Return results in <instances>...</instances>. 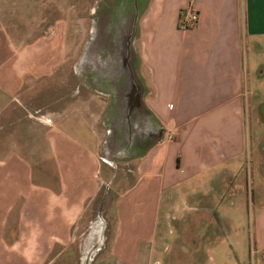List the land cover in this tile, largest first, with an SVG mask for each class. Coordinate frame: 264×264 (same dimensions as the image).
<instances>
[{"label": "crops", "instance_id": "crops-1", "mask_svg": "<svg viewBox=\"0 0 264 264\" xmlns=\"http://www.w3.org/2000/svg\"><path fill=\"white\" fill-rule=\"evenodd\" d=\"M134 10L122 34L142 93L133 123L160 134L133 147L137 178L108 211L115 223L108 253L120 264H141L160 213L197 197L202 186L215 191L230 175L248 190L255 220L264 222V0H139ZM190 10L197 20L183 28ZM24 20L15 14L9 24L0 22V95L10 97L0 109V116L6 113L0 118V264H62L57 257L70 252L75 226L102 186L97 126L108 112L119 127L125 102L116 94L124 95L131 82L124 69L110 82L90 75L86 58L79 73L84 93L75 101L68 96L61 109L38 112L26 96L35 90L33 79L57 76L71 48L56 26L41 34ZM91 77L102 86H88ZM104 94L111 101L98 99ZM119 140L120 129L114 146ZM102 229H94L93 253L102 250ZM259 240L263 249L264 237Z\"/></svg>", "mask_w": 264, "mask_h": 264}, {"label": "rangeland", "instance_id": "rangeland-1", "mask_svg": "<svg viewBox=\"0 0 264 264\" xmlns=\"http://www.w3.org/2000/svg\"><path fill=\"white\" fill-rule=\"evenodd\" d=\"M138 2L139 0H0V11L4 15L1 23L9 24V18L14 21L15 14H21L25 19L24 25L28 28L39 27L42 34L48 27L56 26L70 44L71 60L66 61L65 67L64 64L57 66V76L33 79L35 90L26 95L30 98L28 102L40 108L38 112L47 114L53 109L63 108L70 101L68 96L73 101L79 98L80 92L84 93L83 90L86 89L84 86L80 89L79 77L81 64L86 65V58L90 75L103 74L107 82H110L109 77L112 75H119L123 70L122 55L126 53L122 44L124 23L128 13L131 15L135 11L134 3L138 8ZM113 24L114 28L111 30ZM121 27L123 30L120 34L118 31L112 34L115 28L120 31ZM114 41H118V53L114 51ZM68 70L71 71L70 75L64 72ZM126 82H123L125 86ZM29 84L25 83L26 86H30ZM101 84L93 77L89 78L88 86L96 88L101 87ZM104 87H107V83H104ZM69 91L71 92L67 94ZM116 95L124 101L123 93ZM75 96L77 97L74 99ZM88 96L92 97L90 93ZM95 97L100 96L95 95L93 99ZM9 98L7 95H0V109L9 102ZM98 99L109 102L111 96L104 94ZM106 114L105 122L97 126L102 130L99 149V178L102 186L88 205L86 219L75 226L70 252L66 251L57 257L56 260L62 264H93L96 260L101 264H120L116 255L109 257L108 253L115 224L108 211L111 210L114 199L136 180V162L133 153L125 151L124 141L119 140L117 148L112 143L116 123L107 119ZM2 115L4 119L6 113ZM91 135L89 133L90 139ZM86 146L93 148V142L88 139ZM235 176H228L226 182L215 191L206 190L202 186L197 197L168 208L167 216L160 213L153 237L146 242L149 252L139 255L141 264H260L261 259L264 261V248L257 244L264 237V222L255 220L256 206L246 199L248 190L241 186ZM209 211L211 212L208 214ZM97 214L100 217L98 225H95ZM99 226L103 228L99 231V238L103 239L104 244L100 245L102 250L93 253L94 229ZM144 244L145 242L140 246L142 251L146 250ZM95 248L98 249L99 246ZM54 256L50 254L47 258L53 260Z\"/></svg>", "mask_w": 264, "mask_h": 264}, {"label": "flooded vegetation", "instance_id": "flooded-vegetation-1", "mask_svg": "<svg viewBox=\"0 0 264 264\" xmlns=\"http://www.w3.org/2000/svg\"><path fill=\"white\" fill-rule=\"evenodd\" d=\"M131 90L132 88L130 86L127 89V91L124 93L125 110L122 111L121 118L119 119V122H121V124H119L118 126L120 128L117 126L114 128L115 137L117 136L118 130L120 129V132L124 134L123 139L129 141L130 149L140 145L143 146L145 143H148L150 139H154L159 135V131L152 130L153 132L150 135L149 130H147V127H145L144 131H142L143 130L142 126H136V127L132 126L131 120L133 119V116L132 113H129V106L131 105V98H130L132 92ZM210 212L211 211H209L208 214ZM213 216H215V213L213 214ZM213 221L215 222V218H213Z\"/></svg>", "mask_w": 264, "mask_h": 264}, {"label": "water", "instance_id": "water-1", "mask_svg": "<svg viewBox=\"0 0 264 264\" xmlns=\"http://www.w3.org/2000/svg\"><path fill=\"white\" fill-rule=\"evenodd\" d=\"M123 49L125 50L126 53H124L122 55V57H123V65L122 66H123L124 71L127 72L128 75H129V80L131 82L130 83L131 86L133 87V89H135V92L134 91L131 92V96H130L131 105L129 106V113H132V116L134 117V115H135L134 113L137 112V110L140 109V107H141L142 93H141L140 90L139 91L137 90L138 89L137 88L138 85H137V80L135 78L134 69L130 66V62H129V60H130L129 56L132 55V53H131L132 50L127 47V42L126 41H123ZM131 123H132L133 127H136V125H134V123H133V119L131 120ZM155 130L159 131V134H160V129H155ZM123 136H124V134H123ZM133 138H134V136H133ZM156 138H158V137H156ZM156 138H154L153 140H155ZM115 140H116V137L114 135L112 143H115ZM123 141H124V143L126 145L125 146L126 147L125 151L126 152L130 151L131 153H133V148L130 149V147H129V141H127L125 139ZM116 148H117V145H116Z\"/></svg>", "mask_w": 264, "mask_h": 264}, {"label": "built area", "instance_id": "built-area-1", "mask_svg": "<svg viewBox=\"0 0 264 264\" xmlns=\"http://www.w3.org/2000/svg\"><path fill=\"white\" fill-rule=\"evenodd\" d=\"M197 20V15L194 11L190 10L186 19L182 22V27L187 28L189 26H193Z\"/></svg>", "mask_w": 264, "mask_h": 264}]
</instances>
